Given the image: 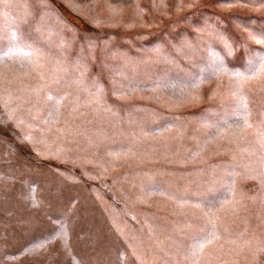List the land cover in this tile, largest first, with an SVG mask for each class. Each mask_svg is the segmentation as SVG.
Returning a JSON list of instances; mask_svg holds the SVG:
<instances>
[{
	"label": "rangeland",
	"instance_id": "rangeland-1",
	"mask_svg": "<svg viewBox=\"0 0 264 264\" xmlns=\"http://www.w3.org/2000/svg\"><path fill=\"white\" fill-rule=\"evenodd\" d=\"M0 31V264H264V0H0Z\"/></svg>",
	"mask_w": 264,
	"mask_h": 264
},
{
	"label": "snow or ice",
	"instance_id": "snow-or-ice-1",
	"mask_svg": "<svg viewBox=\"0 0 264 264\" xmlns=\"http://www.w3.org/2000/svg\"><path fill=\"white\" fill-rule=\"evenodd\" d=\"M255 39V37H253ZM5 37L2 34V31H0V42L4 41ZM23 43V37L22 35H19L17 32H12L9 34V36L7 37V44H8V48L7 51L4 54H12L14 51L18 50L21 48V45ZM257 43H264V34L261 35V39L257 40ZM34 51L36 52V55L39 57L40 53L38 49H34ZM30 55V53L28 54ZM249 65H250V69H255V64L256 61L253 58H249ZM239 75V74H238ZM241 88L240 83H237V92L234 93L235 96H237V104L240 106H243L242 101L239 98V90ZM45 98L46 100L50 101V102H55L53 104V107L55 110L58 111L59 109V104L62 98L57 99L56 97H54L50 92L45 94ZM51 114V113H50ZM206 215H210V213H206ZM213 238H215V234L213 233ZM64 236L66 238L67 234L66 232L64 233ZM207 242L210 243L211 239H207ZM47 241H43V242H38L35 246L33 250H38L40 247H43L44 244H46ZM203 243H198L197 247L191 249L192 255H198L199 251L202 250L203 248Z\"/></svg>",
	"mask_w": 264,
	"mask_h": 264
}]
</instances>
